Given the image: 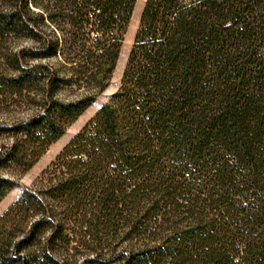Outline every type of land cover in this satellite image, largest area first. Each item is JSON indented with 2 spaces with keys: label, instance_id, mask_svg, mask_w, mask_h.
Listing matches in <instances>:
<instances>
[{
  "label": "trees",
  "instance_id": "trees-1",
  "mask_svg": "<svg viewBox=\"0 0 264 264\" xmlns=\"http://www.w3.org/2000/svg\"><path fill=\"white\" fill-rule=\"evenodd\" d=\"M135 3L0 0V201L107 88ZM0 264H264V0H146Z\"/></svg>",
  "mask_w": 264,
  "mask_h": 264
},
{
  "label": "rangeland",
  "instance_id": "rangeland-1",
  "mask_svg": "<svg viewBox=\"0 0 264 264\" xmlns=\"http://www.w3.org/2000/svg\"><path fill=\"white\" fill-rule=\"evenodd\" d=\"M145 1L146 0H136L130 22L124 35L120 56L107 88L96 97L95 101L66 130L64 135L53 143L46 153L28 171L17 178L16 185L0 201V216L18 199L26 188L33 185L41 172L55 159L63 147L82 129L96 112L109 101L112 94L117 91L120 86L128 54L133 45L135 34L139 26V19Z\"/></svg>",
  "mask_w": 264,
  "mask_h": 264
}]
</instances>
